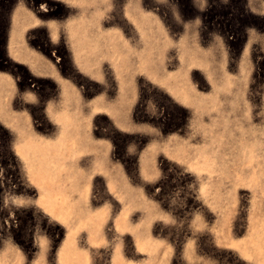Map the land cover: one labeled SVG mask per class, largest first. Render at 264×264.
<instances>
[{
    "label": "rangeland",
    "instance_id": "obj_1",
    "mask_svg": "<svg viewBox=\"0 0 264 264\" xmlns=\"http://www.w3.org/2000/svg\"><path fill=\"white\" fill-rule=\"evenodd\" d=\"M0 264H264V0H0Z\"/></svg>",
    "mask_w": 264,
    "mask_h": 264
}]
</instances>
